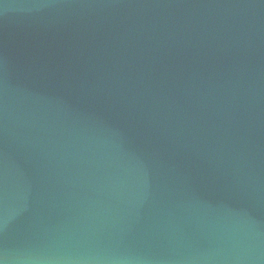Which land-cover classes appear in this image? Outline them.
I'll return each instance as SVG.
<instances>
[{
	"label": "water",
	"instance_id": "water-1",
	"mask_svg": "<svg viewBox=\"0 0 264 264\" xmlns=\"http://www.w3.org/2000/svg\"><path fill=\"white\" fill-rule=\"evenodd\" d=\"M0 264H264V0H0Z\"/></svg>",
	"mask_w": 264,
	"mask_h": 264
}]
</instances>
